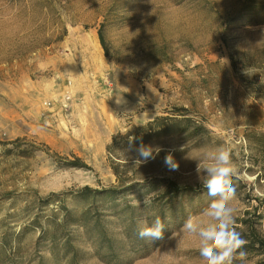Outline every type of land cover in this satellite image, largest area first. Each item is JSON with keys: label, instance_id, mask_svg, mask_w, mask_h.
I'll return each mask as SVG.
<instances>
[{"label": "rangeland", "instance_id": "rangeland-1", "mask_svg": "<svg viewBox=\"0 0 264 264\" xmlns=\"http://www.w3.org/2000/svg\"><path fill=\"white\" fill-rule=\"evenodd\" d=\"M261 76L264 0H0V264H66L43 236L55 206L42 200L118 186L112 162L129 183L170 179L195 189L171 201L175 209L164 189L144 186L115 207L101 204L102 223L118 241L131 209L137 222L150 223L166 207L163 239L135 252L124 246L122 262L204 264L198 235L182 225L188 217L207 222L201 213L212 198L198 179V158L203 168L205 154L228 142L240 173L232 227L245 239L246 218L264 236ZM150 123L135 141L136 128ZM141 143L160 149L155 159L137 162ZM168 155L177 170L165 164ZM77 158L89 168L67 165ZM67 206L78 212L84 204ZM71 231L80 264H109L84 229ZM245 250L243 264H262L264 254Z\"/></svg>", "mask_w": 264, "mask_h": 264}, {"label": "trees", "instance_id": "trees-1", "mask_svg": "<svg viewBox=\"0 0 264 264\" xmlns=\"http://www.w3.org/2000/svg\"><path fill=\"white\" fill-rule=\"evenodd\" d=\"M99 39L104 48L106 55L108 54V46L106 43L103 25L100 27ZM150 123L147 127H138L134 131L136 135L135 141L140 140L139 132L147 130L153 126ZM118 137H114L112 143L108 145V151L111 153L117 143ZM70 167L89 168L80 158L67 162ZM118 180V186L94 188L89 185L83 186L79 189L66 192H52L44 200L43 204H54L55 208L52 212V218L49 221V228L44 229V235L49 241L50 252L57 260L62 258L66 264H80L78 261L79 250L72 243V226L84 229L88 234L89 239L93 242L96 254L109 264H129L123 263L121 251L124 246H127L131 251L143 249L150 244V240L140 239L137 235V218L135 209H131L128 214L125 225L123 226L121 241L113 238L112 234L105 228L102 220V213L100 212V205H105L106 202H114L113 207L116 206V200L123 196L125 192L133 189H140L144 187H152L155 189H164L162 196L164 199H169L168 205L175 209L171 201L182 198L186 194H192L195 189L189 186H180L177 182L170 179H162L159 181H151L143 185V183L133 182L129 183L123 174L118 171V165L112 162ZM201 193V191H197ZM171 198V200H170ZM68 199L80 200L84 206L75 212L67 206ZM259 199V198H258ZM155 208V207H154ZM158 212L150 217V221L159 216L165 223L167 228L168 222L166 220V207L159 206ZM264 213L258 214L259 218H263ZM150 222V223H151ZM36 225H41L39 217L33 220ZM240 223L244 225L246 231L247 241L245 247L257 249L261 254H264V236L259 232L255 222H249L248 219L242 218ZM164 229V234H165ZM42 240V237H41ZM8 242H6L7 245ZM264 264V260L262 261Z\"/></svg>", "mask_w": 264, "mask_h": 264}, {"label": "clouds", "instance_id": "clouds-1", "mask_svg": "<svg viewBox=\"0 0 264 264\" xmlns=\"http://www.w3.org/2000/svg\"><path fill=\"white\" fill-rule=\"evenodd\" d=\"M260 83L264 84L262 76ZM135 151L140 158L137 162L140 163L155 159L160 149L141 143ZM204 159L206 163L201 168L198 158L197 173L202 187L212 198L201 213L208 219L207 222L194 221L192 217H188L182 225V231L198 235V252L204 264H234L236 260L243 264L247 255L245 250L247 241L232 227L236 212L232 203L236 198V189L232 180L240 173L233 159L231 142L209 150ZM165 164L172 170H177L179 167L171 155L165 157ZM135 202L139 204L137 200ZM143 203L145 206L149 205L150 198L145 196ZM165 227V223L159 216H156L151 223L142 219L137 222V235L144 240H160L163 239Z\"/></svg>", "mask_w": 264, "mask_h": 264}, {"label": "built area", "instance_id": "built-area-1", "mask_svg": "<svg viewBox=\"0 0 264 264\" xmlns=\"http://www.w3.org/2000/svg\"><path fill=\"white\" fill-rule=\"evenodd\" d=\"M72 98V94H71V90H66L64 93H63V96H62V104L64 106H67V103L69 102V100Z\"/></svg>", "mask_w": 264, "mask_h": 264}]
</instances>
